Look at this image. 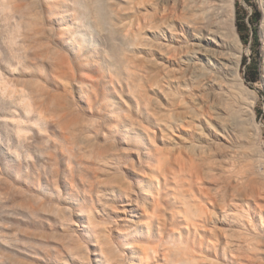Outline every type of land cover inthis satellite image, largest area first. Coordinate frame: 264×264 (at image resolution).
Instances as JSON below:
<instances>
[{
    "label": "rangeland",
    "instance_id": "obj_1",
    "mask_svg": "<svg viewBox=\"0 0 264 264\" xmlns=\"http://www.w3.org/2000/svg\"><path fill=\"white\" fill-rule=\"evenodd\" d=\"M222 1L208 11L211 16L214 14V20L220 19L218 28L219 21H225L226 16V4ZM164 2L144 0L136 4L138 12L152 11L155 6H174L172 0ZM133 3L0 0V264H137L140 256L133 253L134 248L141 237L149 238L151 229L158 228L159 224L148 216L153 193L159 190L146 180L147 160L154 161V151L160 152L161 147L162 151L172 153L174 147L182 149L190 140L184 142L179 132L174 131V135L163 125L151 127L155 137L149 145L135 136L146 133L139 121L141 117L146 119L149 108L162 101L158 85H164V78L158 77L157 86L146 84L145 88L143 84L136 89L137 80L133 78L142 80L144 73L131 65L138 59L145 60L164 36L160 28L149 25L140 30L135 26L137 32L132 34L129 28L134 17L128 6ZM233 4L235 25L236 15L250 16L254 7L260 12V19L256 23L259 52H255L257 46L251 34L247 43L239 37L238 76L229 75L243 106L252 105L245 106V114L240 112L246 128L241 138L247 136L248 142L251 140L249 144L242 139L250 151L245 155L238 152L245 149L241 138L234 141L236 146L233 142L231 146L235 151L236 147L239 149L230 150L238 154V164L256 162L257 172L264 174V0H233ZM98 9L103 11V18L98 16ZM247 24L251 26L249 20ZM149 40L155 44L150 49ZM191 55L197 59L199 51ZM155 56L159 57L158 62L162 61L159 54ZM184 61L187 65L191 62ZM256 65L259 81H247L244 73L252 72ZM157 67L163 70L164 65L159 62ZM143 89L149 93L139 98ZM216 152L214 155L219 158ZM249 153L259 161L250 157L247 161ZM241 154L245 161L244 157L239 158ZM208 174L204 186L221 205V200L226 199V187L220 182L223 175L215 172L217 178H211ZM212 179L218 182L213 183ZM217 183L225 188L219 191L223 199L217 197L220 194L216 189L221 187ZM199 202L210 221L204 225L197 221L195 226L181 220L177 227L165 223L164 228L173 230L170 241H178V236L183 237L195 228L200 236L199 229H206L211 238L226 240V223L220 209H215L209 198ZM105 243L112 249L111 261L101 252ZM156 263L155 259L150 261Z\"/></svg>",
    "mask_w": 264,
    "mask_h": 264
},
{
    "label": "bare ground",
    "instance_id": "obj_2",
    "mask_svg": "<svg viewBox=\"0 0 264 264\" xmlns=\"http://www.w3.org/2000/svg\"><path fill=\"white\" fill-rule=\"evenodd\" d=\"M133 1L131 7L127 5L129 14L134 17L131 21L132 28H129L132 34L143 26L149 25L153 29L160 28L164 39L168 37V42H165L164 39L158 42L157 49L151 48L155 44L150 43L149 40L150 55L145 60L138 59L132 62L134 64L131 63V66L141 68L144 73L143 81L136 77L133 78V80H137L136 89L137 86L140 89L143 84L145 88L146 84H149V87L157 86L158 77L161 75L164 78V85H158L159 92L163 97L162 101L160 100L159 104L147 110L146 119L141 117L145 121H139V125L146 133L135 136L149 145L155 137L151 133V127L163 125L166 130H171L174 135L176 131L179 132V135L176 134L182 135L185 140L180 138L184 142L187 141L186 139L190 140L189 143L185 142L188 146L183 144V148L187 149L186 152L183 151L185 150L183 148L175 149L174 147L175 151L172 150V153H168L162 151L164 148L161 147L159 153L154 151L157 155L154 161L147 160L146 166L149 168V172H147L148 178L146 180H149V183L155 185L159 190L153 193L152 202L148 206L151 214L148 216L153 218L154 223H158L159 226L151 229L149 238L140 236L141 239L133 251L140 256V263L137 264H142L144 261H146L145 264H150L153 259L157 261L156 264H264V180L261 178L264 177L261 176L263 172L261 170V172L259 170L257 172L256 168L259 166L256 167V162L251 164V153L248 154V158H250L247 159L250 163L238 164L236 162L239 160L238 154L236 155L230 150L233 149L231 146L234 141L237 142L239 138L244 136L246 129L243 127L240 112L243 110L246 112L248 111L246 107L252 106L250 103L243 106L239 90L236 92L235 85L231 84L232 80L229 81V75L234 73L238 76L236 73L241 56V42L236 31L233 0H224L226 4L225 21H222V23L225 22L224 25L219 21V28L222 30L216 26L220 19L214 20L215 17L212 18L214 14L212 13L211 16L208 12L214 4L217 5L222 0H172L174 6L171 4V7H167L166 5V8L160 7L163 9L160 10L153 4L154 9L147 12H138L139 8H137L136 3L144 2V0ZM164 1L168 2V0ZM224 1L222 2L224 3ZM94 9L96 8L94 7ZM131 9L133 12H130ZM166 11L168 14H165ZM135 12L138 13L135 14ZM91 13L94 14L95 11H91ZM97 14L100 18L104 17L103 11L100 9H98ZM100 24L104 25L103 23ZM135 26L136 30L133 29ZM116 35L118 37L119 34ZM134 39L135 37L131 39V41L133 40L132 43L135 42ZM127 43L129 44L128 41ZM122 49L121 51L125 53L126 50L123 51ZM121 51L119 52L121 53ZM197 51H199V56L196 59L191 54H196ZM120 53L119 56L121 57ZM126 54L129 55L128 52ZM155 54H159L160 60H162L159 62L164 65L163 70H159L160 67H157L159 57ZM125 59L132 61V58L129 57ZM186 59L191 61L190 64L187 65V61L185 63L184 60ZM204 59L207 61L205 60V62ZM125 63L123 62V64ZM166 67L167 69L170 67L171 71H168ZM127 74L130 75L131 73ZM237 80L239 79L237 78ZM238 83L242 84L241 81ZM148 93V90L143 89V92L140 91L139 98L147 96ZM246 137L241 138V141L244 139L248 142L249 139L247 140ZM236 145L234 144V146ZM243 147L248 148L246 144ZM234 149L233 151L236 152L239 148L236 147V151ZM245 149L238 150V152H244L245 155L249 148L244 151ZM216 150L218 151L216 152ZM215 152L216 154L219 152V158L214 155ZM243 154L239 155V158L242 157L241 159H243ZM252 159L259 161L257 157ZM243 160L245 161V157ZM203 166L205 169L202 170ZM215 172L223 175V177L218 175L219 178L222 177V181L219 178L217 180L226 187L225 191V188L217 183L222 187L216 189L218 193L223 188V191L226 192L225 195L223 194L226 199L221 200L223 202L221 205L218 203L219 201L210 197L208 186H204L206 175L209 173L211 178H215L217 175ZM214 180L216 179H212L211 182L216 183ZM214 188L212 190L215 193ZM219 194L217 197H220L222 193ZM208 198L215 209L217 207L220 209L222 218L225 220L226 232L221 231V233L226 234V240L211 238L212 236L206 235V229H199L200 234H202L200 236L198 229L195 228L194 230L198 235L194 234V230H189L185 236H178V241L171 240L174 243L170 246L169 235L173 230L169 227L164 228L165 223H170L171 227H177L179 223H182L181 220L185 224L192 225L198 222L203 223V225L208 223L210 221L208 212L199 202V200ZM201 227L204 228V226ZM101 252L108 261L112 260V249L107 243L104 244Z\"/></svg>",
    "mask_w": 264,
    "mask_h": 264
},
{
    "label": "trees",
    "instance_id": "obj_3",
    "mask_svg": "<svg viewBox=\"0 0 264 264\" xmlns=\"http://www.w3.org/2000/svg\"><path fill=\"white\" fill-rule=\"evenodd\" d=\"M236 29L238 32V35L241 39V41L243 43H247L248 38H249V34L252 35V37H254V41L256 43V53L259 52V43L257 41V22L260 19V12L257 10L256 7H254L253 13L250 16H247V14H241V15H236ZM248 20L251 23V26H248ZM252 46V45H251ZM246 58H243V62H245ZM244 77L247 81H259L260 79V71L258 66L256 65V67L253 69L252 72L250 71H246L244 73Z\"/></svg>",
    "mask_w": 264,
    "mask_h": 264
}]
</instances>
